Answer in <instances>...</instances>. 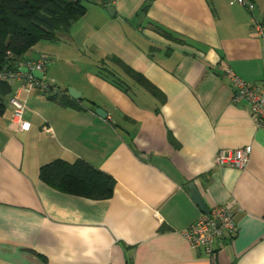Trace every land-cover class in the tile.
Returning a JSON list of instances; mask_svg holds the SVG:
<instances>
[{
	"label": "crops",
	"instance_id": "crops-1",
	"mask_svg": "<svg viewBox=\"0 0 264 264\" xmlns=\"http://www.w3.org/2000/svg\"><path fill=\"white\" fill-rule=\"evenodd\" d=\"M87 1L69 30L26 55L52 61L44 74L55 86L21 93L28 129L14 131L8 98L19 83L10 85L0 116V264H264V128L245 100L234 101L223 74L228 67L264 83V33L255 28L264 25V0L252 10L233 0ZM113 56L164 102L130 83ZM100 65L117 69L129 92L102 78ZM74 67L73 77L64 75ZM67 87L80 92L79 108L51 98ZM245 145L252 152L243 169L215 162L220 149ZM55 159H82L109 174L111 196L44 183L39 168ZM189 185L209 209H233L236 234L219 243L213 261L184 235L202 214Z\"/></svg>",
	"mask_w": 264,
	"mask_h": 264
},
{
	"label": "trees",
	"instance_id": "trees-1",
	"mask_svg": "<svg viewBox=\"0 0 264 264\" xmlns=\"http://www.w3.org/2000/svg\"><path fill=\"white\" fill-rule=\"evenodd\" d=\"M83 1L0 0V66L10 61L12 65L17 64L38 42L54 41L57 39V31L69 30L72 24L86 12ZM147 6L148 4L145 8ZM155 29L166 38L176 40L160 27L155 26ZM8 51L11 57H8ZM108 59L129 79L130 83L146 90L160 104L164 102V94L142 73L134 70L118 57L113 56ZM117 69H108L100 65L98 74L128 93L132 85L120 77ZM10 92V85L5 83L0 85V116L5 111L3 97ZM51 98L61 106L79 108V103L67 94V90H63L59 98L55 96ZM39 178L58 191L92 199L110 197L114 183L109 174L82 159L73 163L55 159L39 168Z\"/></svg>",
	"mask_w": 264,
	"mask_h": 264
},
{
	"label": "built area",
	"instance_id": "built-area-1",
	"mask_svg": "<svg viewBox=\"0 0 264 264\" xmlns=\"http://www.w3.org/2000/svg\"><path fill=\"white\" fill-rule=\"evenodd\" d=\"M233 1L249 10L254 7L251 1ZM255 28L258 32L264 33L262 23L256 22ZM7 55L11 57L10 51L7 52ZM51 62L46 55L41 54L37 58L25 56L15 65H12L10 61L8 64L0 66V85L19 83L8 98V102L12 107L10 121L14 131H21L30 127V123L23 118L25 99L21 96V93L28 95L33 91H37L46 94L55 90L54 80L45 78L44 74ZM33 71L40 72L42 78L35 77ZM223 74L233 87L234 101L245 100L249 105L256 125L264 128V83L246 82L228 67L223 69ZM251 152V145L220 149L215 156V162L219 165L243 169L249 162ZM233 215L230 203L214 205L207 214H201L197 220L191 223L184 230V235L192 247L200 249L213 261L219 243L226 237L231 238L236 234L237 229Z\"/></svg>",
	"mask_w": 264,
	"mask_h": 264
},
{
	"label": "water",
	"instance_id": "water-1",
	"mask_svg": "<svg viewBox=\"0 0 264 264\" xmlns=\"http://www.w3.org/2000/svg\"><path fill=\"white\" fill-rule=\"evenodd\" d=\"M107 11H108V13L111 14L113 11V8L109 7V8H107ZM23 70H25V69L23 68ZM33 75L39 79L42 78V74L38 71H33ZM66 90H67V94L73 99H78L81 96L80 92L76 91L72 87H67ZM96 113L100 117H103V118H105L107 115L106 112L104 110H102L101 108H96ZM189 188L191 190V197H192L193 201L195 202V204L198 206L201 213L207 214L209 212V208L203 202L199 192L196 190V188L193 185H189Z\"/></svg>",
	"mask_w": 264,
	"mask_h": 264
},
{
	"label": "rangeland",
	"instance_id": "rangeland-1",
	"mask_svg": "<svg viewBox=\"0 0 264 264\" xmlns=\"http://www.w3.org/2000/svg\"><path fill=\"white\" fill-rule=\"evenodd\" d=\"M87 2H88L87 0H84V1H83V4L86 5ZM107 64L110 65L109 63H107ZM111 65H112V64H111ZM75 67H76V66H75ZM75 67H74V68H70V69H66L64 75H65V76H70V75H71V76L73 77V73H74V72H78V69H75ZM77 68H80L79 70H81L82 66H81V67H77ZM119 73H121V72H119ZM123 76H124V75H123ZM124 77H125V76H124ZM0 95H1V93H0ZM7 97H8V96L3 97V101H4V103H6V105H7Z\"/></svg>",
	"mask_w": 264,
	"mask_h": 264
}]
</instances>
